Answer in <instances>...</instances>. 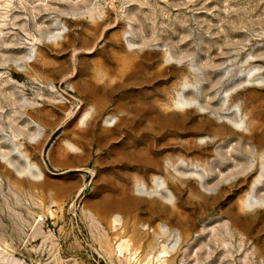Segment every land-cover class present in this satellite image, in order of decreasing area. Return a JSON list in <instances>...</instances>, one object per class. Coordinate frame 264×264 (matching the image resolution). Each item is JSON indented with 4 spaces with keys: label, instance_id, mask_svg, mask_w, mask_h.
Masks as SVG:
<instances>
[{
    "label": "rangeland",
    "instance_id": "1",
    "mask_svg": "<svg viewBox=\"0 0 264 264\" xmlns=\"http://www.w3.org/2000/svg\"><path fill=\"white\" fill-rule=\"evenodd\" d=\"M240 104L264 131V0H0V264H264Z\"/></svg>",
    "mask_w": 264,
    "mask_h": 264
},
{
    "label": "bare ground",
    "instance_id": "2",
    "mask_svg": "<svg viewBox=\"0 0 264 264\" xmlns=\"http://www.w3.org/2000/svg\"><path fill=\"white\" fill-rule=\"evenodd\" d=\"M79 92L81 93V95H83L85 97L86 100L93 99V98L96 97L95 90L94 91L90 90V92H87L86 90L85 91H79ZM180 93H181V91H180ZM182 95H183V93L181 94V98L178 97L179 100L174 104L176 106H179V108H180V106L182 107L183 105H186V104L189 105V103H187L188 101L186 102V100L182 97ZM225 96H227V95H225ZM172 101L174 102V100H172ZM196 103H197V101H196ZM192 104H190L189 106H191ZM176 108H178V107H176ZM182 110H185V109L183 108ZM165 111H167L168 114L162 115L160 113L159 114L157 113L158 115L156 116L157 120H159L161 122V124H163V125L169 124L170 122H173L175 120L184 119L183 117L185 115H183L181 113L173 112V111H171L169 109H166ZM95 112H96L95 108H91L88 111H85L84 114L81 117L80 124L82 126L87 124L88 121H90V119L93 118V116L95 115ZM115 118H116V115H110L106 119V121L107 122H112L113 119H115ZM226 118H228V122L229 123L231 122V124L235 127L234 129L240 131V133H241L240 140L241 141H245L246 143H251L250 142L251 140L249 141V138L252 139V140H255L256 139L255 135L257 134L258 136H257L256 140H258L259 143L257 144V146H255L256 149H257L256 151H257L258 154H261V155H262V153H264V138H263L264 137V131L263 130H258V127H256V126L253 127V123L254 122L252 120H250L249 118H247V113L243 111V108H242L241 104L239 106H237L236 109L231 112V114L226 115ZM118 121H119V119H118ZM35 124H36L37 128H36L35 133L32 135L31 139H32L33 142L40 143L41 140L44 139V137L46 136V130L44 129V127L42 125L37 124V123H35ZM212 125H213V122H210L209 123V127L212 128L213 127ZM202 139L204 140V138H202ZM199 140H201V139H199ZM203 140H202V142H203ZM70 147L74 148V149L76 148V146L74 144H72V143H70ZM192 150L193 149H190V150H188V152H191ZM22 155L24 156V159H25L26 164H27L26 167H24L22 169V172L24 174H28V175H31V176L40 177L41 176V172H39V171L35 172L34 168L29 165L28 156H26L23 153H22ZM261 155H258V157H257L258 159L256 158L252 162H249L244 167V169L241 172H237V174H242V175H245V176H252L258 170H262L263 171L262 175L260 174L261 177H259L258 181L257 182L254 181L255 183L252 184V186L250 187V189L248 191V195H247L245 201H243L244 203L242 205L246 206V207H251V208L254 207V206L264 207V200L261 197H258V193L260 191L264 190V163L262 162V160L260 161ZM6 160H7V162H9L10 164L15 166L14 161L12 160V158L8 157V158H6ZM235 175L236 174H233L232 176L234 177ZM138 189H140L143 193H146V194L151 195V196L160 197V198H163V199H167L171 195L170 192L167 190V187L165 185L164 179L162 177H160V176L153 177V181H152V185H151L150 189H148V187L146 185H144V184L142 186H140V188H138Z\"/></svg>",
    "mask_w": 264,
    "mask_h": 264
},
{
    "label": "built area",
    "instance_id": "3",
    "mask_svg": "<svg viewBox=\"0 0 264 264\" xmlns=\"http://www.w3.org/2000/svg\"><path fill=\"white\" fill-rule=\"evenodd\" d=\"M43 220V218H41Z\"/></svg>",
    "mask_w": 264,
    "mask_h": 264
}]
</instances>
